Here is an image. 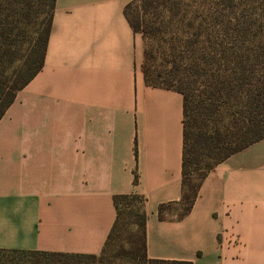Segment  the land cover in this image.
<instances>
[{"label": "crops", "instance_id": "obj_1", "mask_svg": "<svg viewBox=\"0 0 264 264\" xmlns=\"http://www.w3.org/2000/svg\"><path fill=\"white\" fill-rule=\"evenodd\" d=\"M132 1L56 0L45 64L0 120V249L97 255L115 196L136 194L149 258L264 264V137L216 165L179 217L184 98L146 83Z\"/></svg>", "mask_w": 264, "mask_h": 264}, {"label": "trees", "instance_id": "obj_2", "mask_svg": "<svg viewBox=\"0 0 264 264\" xmlns=\"http://www.w3.org/2000/svg\"><path fill=\"white\" fill-rule=\"evenodd\" d=\"M134 1L139 2L143 15L133 20L129 15L131 3L125 13L134 31L147 43L146 83L175 89L184 98V190L179 213L183 217L192 209L203 180L216 165L264 137V0ZM55 7L56 0H0V120L18 91L45 64ZM159 50L168 61L166 72L152 63ZM162 75H167L165 84L158 82ZM201 118L205 125L200 124ZM233 134L235 139L228 142L227 136ZM131 197L141 196H115L117 218L106 245L120 223L121 201ZM173 207V203L161 204L160 217L165 218L164 211ZM138 216L139 251L145 261L193 264L149 258L147 215L142 207Z\"/></svg>", "mask_w": 264, "mask_h": 264}, {"label": "rangeland", "instance_id": "obj_3", "mask_svg": "<svg viewBox=\"0 0 264 264\" xmlns=\"http://www.w3.org/2000/svg\"><path fill=\"white\" fill-rule=\"evenodd\" d=\"M129 15L135 21L143 15V10L138 1L131 2ZM146 45L147 43L144 41V47ZM152 63L159 71L166 72L168 69L167 58L161 51L155 52V58ZM166 77L167 75L160 76L158 82L165 84ZM203 115L202 117H204ZM205 123L206 121L201 118L200 124L205 125ZM235 136V134L229 135L226 140L228 142L233 141ZM194 179L195 181L198 180L196 174ZM142 204L143 199L141 197H131L125 201H121L120 209L122 215L120 223L103 251L95 256H65L41 252L31 253L0 250V264H157L145 261L139 251L141 246L139 237L141 234L138 211L142 207ZM166 210L170 211L171 209Z\"/></svg>", "mask_w": 264, "mask_h": 264}]
</instances>
